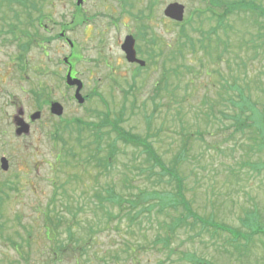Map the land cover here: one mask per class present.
Segmentation results:
<instances>
[{
  "label": "rangeland",
  "instance_id": "374dc122",
  "mask_svg": "<svg viewBox=\"0 0 264 264\" xmlns=\"http://www.w3.org/2000/svg\"><path fill=\"white\" fill-rule=\"evenodd\" d=\"M255 1L264 6V0ZM35 2L41 10L33 12L34 25H18L15 32L22 28L28 38L37 33L46 40L20 51L22 70L7 24L17 21L14 10L26 20L25 12L6 0L0 5L5 31L0 33V157L9 162L7 170L0 169V264H262L264 38L251 36V27L242 35L250 25L233 14L225 21L227 35L217 26L218 48L214 41L207 50L198 43L194 49L177 45L181 28L164 18L165 5L184 4V34L195 41L216 26L202 0H85L74 13L76 24H71L75 0ZM38 14L44 18L40 27ZM62 31L74 42L72 49L55 35ZM126 34L134 37L145 62L135 71L120 49ZM154 36L156 46L150 44ZM70 50L84 83L81 93L90 96L82 104L63 79L62 59ZM237 88L259 113L243 131L234 124L237 109L229 101L237 99ZM50 100L63 105L60 118L49 113ZM19 109L25 116L41 113L38 121L25 119L26 136H15ZM78 120L97 124L99 144L85 130L76 140L71 130ZM113 122L146 137L165 165H174L176 177L171 181L159 167L155 173L145 168L146 154L117 139ZM55 125L60 137L54 141ZM112 147L105 169L97 163ZM68 150L75 155H64ZM111 189L125 200L119 205L106 199L101 209L94 194L107 196ZM145 191L158 194L143 202ZM172 191L188 200L201 220L242 236L235 239L199 220L171 232L170 223L184 213L182 206L169 204ZM130 200H137L134 219L123 215Z\"/></svg>",
  "mask_w": 264,
  "mask_h": 264
},
{
  "label": "trees",
  "instance_id": "16d2710c",
  "mask_svg": "<svg viewBox=\"0 0 264 264\" xmlns=\"http://www.w3.org/2000/svg\"><path fill=\"white\" fill-rule=\"evenodd\" d=\"M8 1L10 4L16 3V4L21 5L24 8V12H25L26 17H27V21L25 22L23 19H19L17 13L14 12L15 19L17 21H15L14 23L13 22L9 23V25L12 26L11 32L13 33V37H12L11 42L17 44L18 50H19L20 56H19V58H17V60L20 63H23V59H24L25 54H23L22 52L26 48L33 46L34 44H38L40 41H44V38H40L37 33H34L33 37L28 38L26 32L22 28H21L20 33H17L15 31L17 30L19 23L21 26H23L25 23H27L28 25H33L34 19L32 18L31 11L32 10L40 11L41 7L37 6L35 0H30V1L29 0H8ZM202 1L207 3L206 9H207V11H209L211 13V16L214 19L216 26H212L210 28V30H208L205 33V36L203 35L201 38H199L197 40L195 39V41H194L192 37L184 34V31H185L184 25L183 24H177L181 28L179 31L181 34L177 39V42H178L177 45H181L183 47L189 43L191 45V48L194 49L198 43L200 45L201 49L207 50L210 48V43L212 41H214V43H216L217 48H218L219 47L218 43L220 44L222 42V40L220 39V36L218 35L217 26H220L224 30L225 34L227 35L228 34L227 29L229 28L230 24H226L225 21L228 19L229 16H231L233 14H237V17L240 18L242 23L244 21L246 24L250 25V26L245 27V28L243 27L244 30L242 32V35H244V33L248 32L249 28L251 27L253 30H255V34H251V36H253V37L256 36L258 38H264V6L261 3H258L255 0H232V1H228V0H202ZM40 16L43 17L42 14H38L37 18ZM143 17H145V16L144 15L140 16V17H138V19L143 18ZM142 28H143V26H141V29ZM147 29H148V27H147ZM251 40L252 39H250V41ZM150 44L153 46H156V44H158L156 36H154L150 40ZM20 51H22V52H20ZM219 57L220 56H218V58ZM20 66L23 68L24 63L20 64ZM32 92L36 98H41V96L37 90H33ZM236 94H237V99L234 100L232 97L229 101L234 106V108L237 109V111H235V114L233 115V117H235L234 124L237 126V128H239V131H243L244 127L248 126V124H245V122L251 118H252V121H255L256 118L258 117L259 113L254 108V104H252L249 101L248 96L244 95L243 90L241 88H237ZM245 114H248V115H245ZM100 123H101V125H106L105 123L102 124L103 122H100ZM74 124H75V126L72 127L71 132L74 130L77 133L76 140L78 142L80 141V135H81L82 131L85 130V131H89L90 134L93 136V140H92L93 142H96L97 144L100 143V139H101L100 138V130H99V127L97 126V124L95 122H93V121L84 122V121L78 120ZM109 125H110V128L114 131L117 139H119L120 141H122L126 145L131 144V145L135 146L136 148H140L141 152L146 154L147 165L145 168H148L150 171L152 170V173H155V170H154L155 167H159L158 172L160 173V175L161 176L168 175L170 177L171 181L173 180L174 177H176L174 174H178V173H177L176 169H174V167H173L174 165L173 166L165 165V163L161 159L160 155L157 154L153 145L151 144V142L148 141V139L146 137H142L141 135H139L137 133H132V132L125 130L117 122L110 123ZM57 128L58 127L55 125L56 132H54L52 134L54 141H55V139L60 137L58 134ZM114 150H115L114 147L110 148L109 152L105 156H103L102 159H99L97 164L98 165L101 164L105 169H108L110 167L109 166L110 161L114 156ZM64 155H71L73 157L75 154H73V152L68 150V151H66V153H64ZM90 156H92V154ZM150 161H152V162H150ZM145 168L143 170H145ZM178 182H179V184H181L182 180L178 179ZM2 183H3V185H6V182H2ZM0 191H2V190L0 189ZM157 194L158 193L155 191H145L142 194L143 197L141 196L142 197L141 200H143V202H145L148 199L155 197ZM94 195H95V198L98 199V202H99L98 205L100 206L101 209H103V202L106 199H107V202H109V203L117 201L116 203H119V205L123 204L122 202H124V200H125L123 197L118 196V195L115 197L114 193L112 192V189L107 191V196H103L99 192L97 194L95 193ZM0 199H1V197H0ZM168 202L171 205L182 206L183 210H184V213L175 217L173 222L170 223V231L171 232H173L175 227L178 225L184 224L185 226L191 227L196 223V221L199 220V221H201V223L203 225H211L213 227H216L217 229L226 230L227 232L232 234L235 239L239 236L238 231L236 232L232 229L227 230V228H224L222 225L209 223V222H205V221L201 220V218L197 215V213H195L193 211V209L190 207V203L188 202V200H184L182 195L178 194L175 191H172L170 193V197L168 198ZM136 204H137V200L131 201L129 204V208L127 209L126 212L123 213V215H129L131 219H134L136 216L132 215L133 211H131V210L135 208ZM121 209H122V207L120 208V210ZM145 209H147V208H145ZM107 211L108 210H105V212H107ZM189 217L193 218L192 222L188 221ZM61 219L62 218H60L59 221H61ZM66 229L69 232L68 237L70 238L71 237V229L69 227H67ZM2 233H3V230H2V228H0V236L2 235ZM162 241L164 242V245L166 246L168 244L169 238L164 237ZM14 245H16L15 242H14ZM61 247H63V246H61ZM64 247H65V245H64ZM192 264H210V263L204 261V262H194ZM262 264H264V262Z\"/></svg>",
  "mask_w": 264,
  "mask_h": 264
},
{
  "label": "water",
  "instance_id": "95a60500",
  "mask_svg": "<svg viewBox=\"0 0 264 264\" xmlns=\"http://www.w3.org/2000/svg\"><path fill=\"white\" fill-rule=\"evenodd\" d=\"M83 0H77L76 4L79 5ZM184 13V6L180 3L173 2L169 3L164 9L165 17H168L175 21H182ZM121 49L125 53L126 60L128 62H138L140 65H144V61L139 60L136 58V53L134 49V39L132 36L128 35L125 37L124 42L121 45ZM66 61V59H65ZM66 84L68 86H76L74 98L77 100L78 103H82L84 101L83 96L80 94V89L82 88V82L77 78H72L70 74V70L66 74ZM50 113L56 116H61L63 113V107L58 102H51L50 103ZM40 117V112H35L31 115L32 120H36ZM17 125L19 128L16 130V134L20 135L21 133H28V126L23 123L22 119L17 121ZM1 168L3 170L8 169V161L6 158L2 157L0 159Z\"/></svg>",
  "mask_w": 264,
  "mask_h": 264
},
{
  "label": "flooded vegetation",
  "instance_id": "af4514ba",
  "mask_svg": "<svg viewBox=\"0 0 264 264\" xmlns=\"http://www.w3.org/2000/svg\"><path fill=\"white\" fill-rule=\"evenodd\" d=\"M91 16H92V15H91ZM63 38H64V41H66L67 36H66V32H65V31H64V36H63ZM72 47H73V44H72L71 48H72ZM135 48H136V55H137V57L139 58L140 54H139L138 48L136 47V44H135ZM64 58H67V62H64L65 73L67 72L68 68L70 67V68H71V75H72V77H79V76L77 75L76 68H75V66H76V61H75V58H74V53H73V51L70 50L69 53H68L66 56H64ZM77 61H78V60H77ZM130 66H132L133 69H135L137 66H140V64L135 62V63H130ZM83 87H84V83H83ZM83 87H82V88H83ZM69 88L74 90L73 87H69ZM84 96L86 97V94H84ZM29 117H30V114H27V115L25 116V115H24V112H23V119H24V121H25V119H26V120H29Z\"/></svg>",
  "mask_w": 264,
  "mask_h": 264
}]
</instances>
